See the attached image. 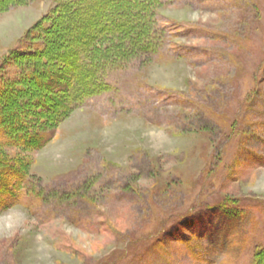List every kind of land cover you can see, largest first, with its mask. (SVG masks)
I'll return each mask as SVG.
<instances>
[{"label": "rangeland", "instance_id": "374dc122", "mask_svg": "<svg viewBox=\"0 0 264 264\" xmlns=\"http://www.w3.org/2000/svg\"><path fill=\"white\" fill-rule=\"evenodd\" d=\"M53 5L0 14V64ZM152 18L154 52L110 66L26 154L0 264H253L264 248V0H159Z\"/></svg>", "mask_w": 264, "mask_h": 264}, {"label": "trees", "instance_id": "16d2710c", "mask_svg": "<svg viewBox=\"0 0 264 264\" xmlns=\"http://www.w3.org/2000/svg\"><path fill=\"white\" fill-rule=\"evenodd\" d=\"M28 0H0V14ZM159 0H54L0 64V215L21 205L26 154L46 147L87 99L108 89L106 70L158 46ZM264 65V56L262 63ZM253 264H264V248Z\"/></svg>", "mask_w": 264, "mask_h": 264}]
</instances>
